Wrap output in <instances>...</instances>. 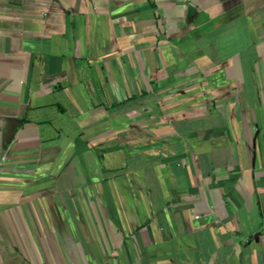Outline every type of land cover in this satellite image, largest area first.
I'll return each instance as SVG.
<instances>
[{
    "label": "crops",
    "instance_id": "crops-1",
    "mask_svg": "<svg viewBox=\"0 0 264 264\" xmlns=\"http://www.w3.org/2000/svg\"><path fill=\"white\" fill-rule=\"evenodd\" d=\"M0 264H264V0H0Z\"/></svg>",
    "mask_w": 264,
    "mask_h": 264
}]
</instances>
